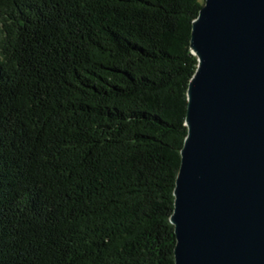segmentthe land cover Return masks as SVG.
Returning <instances> with one entry per match:
<instances>
[{
    "label": "trees",
    "instance_id": "obj_1",
    "mask_svg": "<svg viewBox=\"0 0 264 264\" xmlns=\"http://www.w3.org/2000/svg\"><path fill=\"white\" fill-rule=\"evenodd\" d=\"M205 0H0V264H175Z\"/></svg>",
    "mask_w": 264,
    "mask_h": 264
},
{
    "label": "water",
    "instance_id": "obj_2",
    "mask_svg": "<svg viewBox=\"0 0 264 264\" xmlns=\"http://www.w3.org/2000/svg\"><path fill=\"white\" fill-rule=\"evenodd\" d=\"M190 48L175 264H264V0H205Z\"/></svg>",
    "mask_w": 264,
    "mask_h": 264
}]
</instances>
